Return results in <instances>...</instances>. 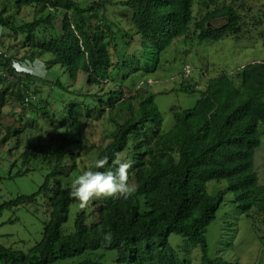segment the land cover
Listing matches in <instances>:
<instances>
[{
  "label": "trees",
  "instance_id": "16d2710c",
  "mask_svg": "<svg viewBox=\"0 0 264 264\" xmlns=\"http://www.w3.org/2000/svg\"><path fill=\"white\" fill-rule=\"evenodd\" d=\"M195 1L117 3L132 10L130 22L136 33L146 47L155 51V63L144 70L146 73L157 71L160 55L175 41L191 39ZM18 3L20 8L36 4L40 12L49 10V13L19 26L14 16H5V10L0 14V26L12 31L14 36H24V43L30 49L21 58L0 53V82L9 83L0 91V113L7 97H11L19 103L23 114H33V104L40 102L39 115L47 116L48 104L44 98H51V92L42 97V91L31 90V85L39 82L45 86L50 70L56 66L66 69L72 83L78 81L80 73L86 75L89 87L115 81L112 73L119 70L120 63H113L111 55L118 51L117 35L112 21L99 13L109 2H94L86 8L74 0H18ZM59 12L62 21L57 29ZM219 18L226 20L224 26L210 25ZM195 26L199 41L217 42L240 33L241 17L233 7L223 6L207 13ZM48 56L49 59L41 61ZM14 61L18 67L13 66ZM38 70H45L47 75L39 77ZM238 78L239 85L233 77L222 74L209 79L206 90L200 92L182 76L180 90L190 94L200 92L201 97L193 108L173 112L174 125L166 133L162 132L163 117L154 94L138 93L130 100L115 84L116 88L101 94L90 92L86 86L75 90L58 80L51 90L58 88L72 94L75 101L67 104L68 114L64 112L61 120L63 125L67 124L68 132L56 134L59 127L55 120L48 119L54 131L51 139L59 145L54 150L40 149L45 153L43 161L50 165L45 182L37 193L0 206L1 217L5 208L33 202L38 195L49 192L50 219L44 226L42 240L28 253L0 244V264H55L99 249L116 250L122 264H188L170 246L169 237L173 234L201 247L202 264H214L208 254L207 232L216 219L224 193L209 195L206 185L210 181H228V190L236 192L242 211L255 210L264 225V186L259 184L254 171L255 154L261 145L259 128H264V62L246 65ZM29 94L34 100L24 106ZM132 99L138 103L133 104ZM75 105L80 109L76 110ZM69 107L73 109L69 111ZM105 112H115L116 130L112 141L97 157H108L109 166L94 167V171L109 170L114 154L120 152L122 159L134 162L130 181L135 180L136 191L128 198H100L97 221L89 225L87 213L81 211L76 216L74 233L64 235L63 226L68 222L70 208L79 202L70 198L72 183L66 179L69 173H74L75 179L82 174L77 166L81 155L78 157L79 151L74 149L83 146L81 120L103 116ZM34 124L37 125L34 121L31 126ZM12 132L1 142L21 130ZM23 157L25 162L30 161V149ZM248 218L253 220V216ZM107 232L113 235L110 245L103 242Z\"/></svg>",
  "mask_w": 264,
  "mask_h": 264
},
{
  "label": "rangeland",
  "instance_id": "374dc122",
  "mask_svg": "<svg viewBox=\"0 0 264 264\" xmlns=\"http://www.w3.org/2000/svg\"><path fill=\"white\" fill-rule=\"evenodd\" d=\"M82 8H86L94 2L107 1L106 9L99 13L105 14L113 23L117 52H112L113 63H120L119 70L112 73L115 81L111 84L99 86H86V75L80 73L78 81L72 83L66 69L60 66L50 70L46 85L41 83L31 85V90L42 91V97H46L47 91L51 98H44L47 116H40L42 107L40 102L33 104V114L22 113L19 103L11 97H7L5 107L0 113V206L14 201L20 196H31L37 193L44 184L50 170L48 162H44L41 147L54 150L59 142L53 141V127L48 124V119L55 120L56 134L68 132L67 124L63 125V113H67V104L75 99L72 94L64 93L52 86L61 80L64 84H70L73 89H81L86 86L92 93H106L111 88H122L126 98L135 97L141 93L155 95V103L162 117V132L170 131L174 125L173 112L191 109L201 97L200 92L205 91L209 79L222 74L233 77L239 85V71L248 64L264 62V0H196L193 8L194 21L191 26L188 40L179 39L160 55L158 69L154 73H146L144 70L155 61V51L144 45L142 38L136 33L130 22L132 10L117 3L128 0H74ZM18 0H0V14L14 16L16 25L30 23L40 15L47 16L49 10L40 12V8L33 4L23 6ZM223 6L233 7L241 17V31L237 35L224 37L217 42L199 41L196 23L201 21L207 13L220 10ZM61 13L56 21L57 29L61 28ZM96 21H94V24ZM226 24L224 18H219L210 25L219 28ZM128 34V38L123 35ZM25 37L14 36L12 31L0 26V53L7 57L21 58L26 52H30L26 46ZM112 49V48H111ZM113 51V49L111 50ZM126 55V56H125ZM50 57L42 58L41 61ZM187 67V68H186ZM138 69V70H137ZM185 69V70H184ZM137 70V71H135ZM184 73V74H183ZM39 77L47 75L45 70L37 72ZM130 75V76H129ZM129 76V78H126ZM182 76L200 92L194 94L180 90L183 83ZM14 81V80H10ZM8 82H0V91L8 86ZM116 86H115V85ZM133 104L138 101L132 99ZM78 103V102H77ZM91 103L87 102V105ZM76 110L80 108L75 105ZM73 108L69 107V111ZM68 114V113H67ZM66 114V116H67ZM115 112H105L103 116L94 115L90 119L81 120L80 134L83 141L77 158V166L80 172L93 170L94 162L99 152L104 149L113 138L117 120ZM36 122L37 125L31 126ZM61 121V122H60ZM10 130H21V133H13L5 142H1L8 136ZM261 145L255 154L254 171L258 176L259 184L264 186V128H259ZM30 149V161L25 162L23 154ZM67 182L75 180V174L69 173ZM130 183L135 184L134 179ZM229 182L226 180L210 181L207 183V193L217 196L224 193L223 202L217 212L216 219L208 227L207 244L209 257L214 264H264V225L254 213L255 210L244 213L241 209L242 202L237 194L230 191ZM136 191V190H135ZM47 193L36 197L33 202H26L18 207L5 208L0 217V244L14 251L28 253L42 240L45 224L50 219V206ZM102 204L101 199H93L89 206L80 208L79 202L70 208L68 222L63 226L64 235H70L75 231V220L78 213H87V223L90 225L97 221V210ZM253 216V220L248 218ZM255 222V223H254ZM263 238V239H262ZM170 246L177 252L181 261L188 264H202V251L200 246H192L190 242L178 235L169 237ZM116 250H96L67 260H61L55 264H83L92 262L96 264H122L118 262Z\"/></svg>",
  "mask_w": 264,
  "mask_h": 264
},
{
  "label": "clouds",
  "instance_id": "9594fccd",
  "mask_svg": "<svg viewBox=\"0 0 264 264\" xmlns=\"http://www.w3.org/2000/svg\"><path fill=\"white\" fill-rule=\"evenodd\" d=\"M13 66L19 65L14 61ZM133 163L131 160L122 159V153H115L109 170H87L73 180L69 192L70 198L78 200L80 208L88 207L93 199L116 196L128 198L136 190L135 184L130 183V170L133 168ZM107 166H109L108 157L98 158L94 162L96 169H105ZM112 241V233H105L103 242L110 245Z\"/></svg>",
  "mask_w": 264,
  "mask_h": 264
},
{
  "label": "built area",
  "instance_id": "2783aa9c",
  "mask_svg": "<svg viewBox=\"0 0 264 264\" xmlns=\"http://www.w3.org/2000/svg\"><path fill=\"white\" fill-rule=\"evenodd\" d=\"M31 100H34V97L32 96V94H29L25 97L23 105L28 106Z\"/></svg>",
  "mask_w": 264,
  "mask_h": 264
}]
</instances>
